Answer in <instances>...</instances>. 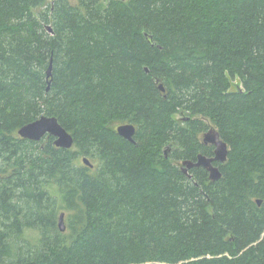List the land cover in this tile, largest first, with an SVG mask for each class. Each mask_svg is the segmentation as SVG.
Segmentation results:
<instances>
[{
	"label": "trees",
	"instance_id": "1",
	"mask_svg": "<svg viewBox=\"0 0 264 264\" xmlns=\"http://www.w3.org/2000/svg\"><path fill=\"white\" fill-rule=\"evenodd\" d=\"M0 264H264V0H0Z\"/></svg>",
	"mask_w": 264,
	"mask_h": 264
},
{
	"label": "water",
	"instance_id": "2",
	"mask_svg": "<svg viewBox=\"0 0 264 264\" xmlns=\"http://www.w3.org/2000/svg\"><path fill=\"white\" fill-rule=\"evenodd\" d=\"M49 32H53L51 25L47 26ZM53 70V62L51 61L47 69V78L51 79ZM148 71L149 69L146 68ZM160 89L164 90L163 85H160ZM116 131L118 134L131 141L135 142V135L137 133V127L133 123H124L117 126ZM18 134L25 139L32 141H40L46 136H53L55 138V144L58 147L63 148H73L75 140L73 135L59 122L56 116L43 115L36 120H33L27 124H24L18 129ZM204 143L212 144L214 146V155L207 156L200 153L195 161L184 160L182 162V169L190 178V170L195 167H203L209 172V177L211 181H219L223 177L221 168L215 164L225 163L228 160V155L230 152L228 143L223 140L221 133L218 129L211 127L208 131L204 133ZM167 151V150H166ZM83 162L88 166H93L88 157L83 158ZM262 200H258V204L261 205ZM59 227L62 232L67 230V225L65 222V214L62 213L59 218Z\"/></svg>",
	"mask_w": 264,
	"mask_h": 264
},
{
	"label": "rangeland",
	"instance_id": "3",
	"mask_svg": "<svg viewBox=\"0 0 264 264\" xmlns=\"http://www.w3.org/2000/svg\"><path fill=\"white\" fill-rule=\"evenodd\" d=\"M238 80H239V78H236V82H237ZM185 116H186V113H178V114L175 115L176 118H183V117H185ZM211 127H214V128H216V129H218L215 125H212V124L209 126V128H211ZM200 138H201V139H204V133L200 135ZM229 149H230V147H229ZM180 165H181V164H180Z\"/></svg>",
	"mask_w": 264,
	"mask_h": 264
},
{
	"label": "flooded vegetation",
	"instance_id": "4",
	"mask_svg": "<svg viewBox=\"0 0 264 264\" xmlns=\"http://www.w3.org/2000/svg\"><path fill=\"white\" fill-rule=\"evenodd\" d=\"M215 164H220V163L216 162ZM218 166H219V165H218Z\"/></svg>",
	"mask_w": 264,
	"mask_h": 264
}]
</instances>
